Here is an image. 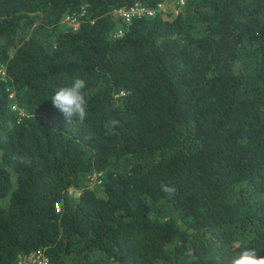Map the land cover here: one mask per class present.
<instances>
[{
	"label": "trees",
	"instance_id": "trees-1",
	"mask_svg": "<svg viewBox=\"0 0 264 264\" xmlns=\"http://www.w3.org/2000/svg\"><path fill=\"white\" fill-rule=\"evenodd\" d=\"M171 1L0 0V264L264 255V0L115 13ZM76 76L89 117L67 124L49 99Z\"/></svg>",
	"mask_w": 264,
	"mask_h": 264
},
{
	"label": "clouds",
	"instance_id": "clouds-1",
	"mask_svg": "<svg viewBox=\"0 0 264 264\" xmlns=\"http://www.w3.org/2000/svg\"><path fill=\"white\" fill-rule=\"evenodd\" d=\"M176 14L174 12H169ZM154 16V15H153ZM87 82L80 76L72 78L68 83L58 86L50 96L52 106L65 118L67 124H83L89 117ZM119 121L111 119L108 121L109 131L115 132ZM16 128L13 120L5 121L4 128L0 129V144H7L9 134ZM11 162L16 165H27L30 160L25 155L13 154ZM159 190L166 198L172 199L176 195L175 185L171 181L161 182ZM255 247H239L229 250L223 247L216 258V264H264V255Z\"/></svg>",
	"mask_w": 264,
	"mask_h": 264
},
{
	"label": "built area",
	"instance_id": "built-area-1",
	"mask_svg": "<svg viewBox=\"0 0 264 264\" xmlns=\"http://www.w3.org/2000/svg\"><path fill=\"white\" fill-rule=\"evenodd\" d=\"M187 0H173L171 2H160L156 5L155 8H147L144 6H141L138 3H135L134 5L130 6L127 9H118L115 10V13L119 14L124 21L129 22L134 17H140V16H153L157 13H167V12H177L176 7L183 5ZM65 20H70V17H66ZM71 22L74 21V19L71 18ZM120 34V32L118 33ZM17 264H52L49 262L48 258L45 256V253L38 252V254L35 257H29L28 259L19 261Z\"/></svg>",
	"mask_w": 264,
	"mask_h": 264
}]
</instances>
